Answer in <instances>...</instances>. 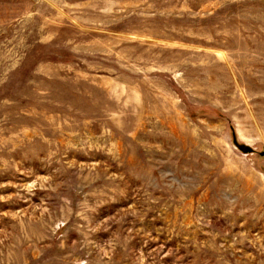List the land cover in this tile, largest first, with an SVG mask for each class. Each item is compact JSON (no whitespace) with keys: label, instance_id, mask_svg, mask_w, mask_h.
Wrapping results in <instances>:
<instances>
[{"label":"rangeland","instance_id":"374dc122","mask_svg":"<svg viewBox=\"0 0 264 264\" xmlns=\"http://www.w3.org/2000/svg\"><path fill=\"white\" fill-rule=\"evenodd\" d=\"M0 264H264V0H0Z\"/></svg>","mask_w":264,"mask_h":264}]
</instances>
